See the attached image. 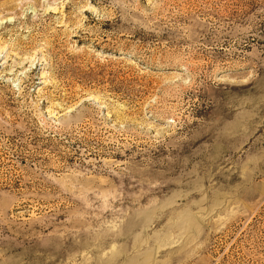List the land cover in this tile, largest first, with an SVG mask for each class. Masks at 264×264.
<instances>
[{"label":"rangeland","instance_id":"1","mask_svg":"<svg viewBox=\"0 0 264 264\" xmlns=\"http://www.w3.org/2000/svg\"><path fill=\"white\" fill-rule=\"evenodd\" d=\"M0 264H264V0H0Z\"/></svg>","mask_w":264,"mask_h":264}]
</instances>
